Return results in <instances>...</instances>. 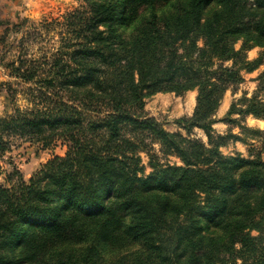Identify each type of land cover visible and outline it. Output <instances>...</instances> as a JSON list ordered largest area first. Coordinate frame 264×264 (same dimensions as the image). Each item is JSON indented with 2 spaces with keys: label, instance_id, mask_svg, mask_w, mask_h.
<instances>
[{
  "label": "trees",
  "instance_id": "1",
  "mask_svg": "<svg viewBox=\"0 0 264 264\" xmlns=\"http://www.w3.org/2000/svg\"><path fill=\"white\" fill-rule=\"evenodd\" d=\"M80 1L43 68L11 66L26 106L0 117V157L12 140L65 153L0 186V264H264V161L223 155L251 144L213 131L225 92L264 65V0ZM189 91L187 137L145 115L146 98ZM258 94L221 122L264 121Z\"/></svg>",
  "mask_w": 264,
  "mask_h": 264
},
{
  "label": "rangeland",
  "instance_id": "2",
  "mask_svg": "<svg viewBox=\"0 0 264 264\" xmlns=\"http://www.w3.org/2000/svg\"><path fill=\"white\" fill-rule=\"evenodd\" d=\"M81 5L80 0H0V117L10 114L13 105L23 109L26 100L22 90L26 87L11 75V66L18 67L19 60L25 61L26 67H44V59L58 47L59 26L57 22L62 17ZM240 43L235 48L238 49ZM260 49L253 48L246 53L248 60H253L259 55ZM264 71V65L251 73L242 72L243 82L233 90L225 92L214 118L219 121L213 125L214 135L226 136L234 134L246 140L251 147L240 141L228 140L227 145L220 148L223 155L239 154L245 159H250L251 154L257 153L264 161V121L252 116L241 118L239 114H232L230 119L235 123L221 122L229 119L226 113L231 104L241 108L243 96L250 98L258 94L257 78ZM8 85L15 91L14 95L7 94ZM196 91H189L181 96L172 93H157L144 100V113L154 119L161 127L170 133H178L187 137L186 132L178 123L179 120L190 117L195 107ZM259 100L264 102V93L259 92ZM241 123L252 130H258L262 136L245 134L237 127ZM190 138L197 139L204 144L207 139L201 130L194 129ZM157 149V147H156ZM65 147L56 143L47 150L37 146H29L18 140H12L11 149L0 157V186H7L6 177L13 170H17L24 180L32 176L41 165L54 156L62 157ZM142 163L147 165V158L142 155ZM165 162L164 159L161 160ZM168 163L179 164L173 158H168ZM150 169L146 167L145 173Z\"/></svg>",
  "mask_w": 264,
  "mask_h": 264
}]
</instances>
